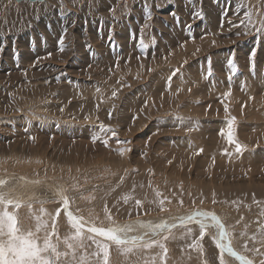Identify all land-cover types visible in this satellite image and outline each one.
Segmentation results:
<instances>
[{"label": "rangeland", "instance_id": "rangeland-1", "mask_svg": "<svg viewBox=\"0 0 264 264\" xmlns=\"http://www.w3.org/2000/svg\"><path fill=\"white\" fill-rule=\"evenodd\" d=\"M146 2L147 9L145 0H13L5 10L8 0H0V175L14 170L31 178L45 175L59 186L78 185L66 193L71 210L85 219L92 212L96 224L105 227V206L118 223L158 220L194 207L213 209L230 232L233 249L258 261L243 245L261 247L258 229L264 221V36L257 43L254 31L242 34L247 29L240 21L252 11L258 27L264 0ZM64 27L66 48L60 52L57 40ZM141 37L147 48L139 47ZM253 47L255 75L248 58ZM226 115L236 117L235 139L246 146L239 154L219 135L221 127L227 130ZM123 148L130 151H117ZM0 191L27 198L21 203L35 201L31 209L9 208L25 227H34L27 217L45 207L42 215L51 226L46 214H52L61 239L70 234L53 191L18 179L7 180ZM57 209L59 216L53 213ZM188 229L192 236L180 239ZM171 231L177 238L164 241L165 264H219L213 228L205 229L202 254L186 248L199 238L198 224ZM158 252L145 250L144 257ZM223 257L226 264H236ZM110 260L126 264L115 246H110Z\"/></svg>", "mask_w": 264, "mask_h": 264}, {"label": "snow or ice", "instance_id": "snow-or-ice-1", "mask_svg": "<svg viewBox=\"0 0 264 264\" xmlns=\"http://www.w3.org/2000/svg\"><path fill=\"white\" fill-rule=\"evenodd\" d=\"M40 0H33V3H39ZM13 0H8V4L5 6V10L12 6ZM156 8H160L161 5L155 4ZM144 7L147 9L150 6L145 0ZM254 12L248 11L245 13V18L240 21V24L247 29L244 35H252L253 31L256 33L257 43H259V37L264 36V19L257 21L259 26L253 23ZM195 16H201L200 12H196ZM260 16L264 17V12L260 13ZM148 20L152 19L149 13H146ZM231 25V21H229ZM235 27L236 25H232ZM67 33V27L62 29L61 35L57 40L58 51L64 52L66 45L64 42V36ZM109 41L112 40L111 33L108 37ZM214 43V42H213ZM89 47V45H86ZM139 47L141 49L147 48L148 45L144 43L143 38L139 40ZM49 56L51 53L48 54ZM257 55V48L253 47L248 54L250 70L255 75V57ZM234 57V54H233ZM209 61L208 75L212 76V69ZM228 67L231 69V73L237 72V66L234 63V58H230L227 62ZM179 70H174L172 76H176ZM231 75L229 80H231ZM172 77H169V82ZM99 91V89H97ZM191 91V89H189ZM226 97L230 96L231 93L227 92L224 94ZM112 96L116 97L117 92L113 91ZM251 98V97H250ZM113 107H115L113 105ZM63 109H61L62 111ZM224 111L227 114L229 108L227 104L224 105ZM109 118H112V112L108 113ZM135 120V117L133 118ZM178 120L183 119L177 117ZM226 131L223 127L219 130V135L226 138L228 144L235 145V151L237 154L241 153L245 145L239 143L234 136V125L236 124V117H225ZM101 127H104L101 125ZM191 130V129H189ZM111 132L113 136L116 135L114 129H106ZM34 139V137L32 138ZM94 141L98 139L93 137ZM118 143L128 144L129 141H117ZM105 146L108 145V140L103 141ZM121 154L130 151L129 148L117 149ZM200 149L199 152H202ZM196 153V154H199ZM225 155H229L227 149L224 150ZM123 179V178H121ZM6 181L0 180V186L4 185ZM34 183L42 184V181H34ZM78 185L69 186H56L53 190L55 194L60 198L63 205V211L66 213L67 221L70 225V234H65L63 239L58 235L59 227L56 224V220L52 217L51 213L47 215L52 219L51 226L44 219L46 212L45 208L39 209L40 214H32L27 219L29 221L34 220V227L30 224L28 227L22 225L18 220V213L16 211H9V208L20 209L22 203L19 198L11 197L9 193L0 191V264H112L110 260V246H115L117 254H122L125 257L126 264H165L168 254V248L165 246L164 241L169 238L176 239L175 233L171 229L177 228L176 221L179 220L181 226L195 221L199 225V238L193 239L191 243L186 245L188 249H195L198 253H203L204 248L201 243L205 229L209 228L208 221H211L218 235L216 236L215 247L219 249L220 258L219 264H226L223 257L224 253L229 256L236 258L240 264H264V221L261 222L258 229L259 237L258 243L261 247H249L247 243L243 245L244 251L252 253L258 259L253 260L247 258L245 255L238 254L237 251L233 250L231 243L230 232L226 230V226L222 223L221 218L214 212L204 211L202 209L194 210L190 213L182 216H169L167 219H162L160 222L145 221L137 217L135 220H131L125 223H118L114 220L111 215L110 209L105 206V219L108 221V225L97 226L96 217L93 216L92 212H89L88 219H85L83 215H74L69 210L70 198L66 193L77 188ZM156 196L159 197L160 193L157 192ZM90 199H94L91 197ZM129 198L124 197V202L128 203ZM50 201H38L41 205ZM155 203V201H151ZM183 204V201L180 202ZM203 203V201H201ZM213 203H216L213 200ZM164 201H159L160 211H165ZM135 206L140 207L141 201L137 199ZM27 207L31 209L32 204L29 202ZM119 210V209H117ZM79 211V209H77ZM60 210L57 209L56 215L59 216ZM260 215L264 217V211L260 212ZM103 222H101L102 225ZM86 228V231H85ZM51 229V230H50ZM167 232V234H165ZM241 235H246L242 233ZM56 237L55 242L53 237ZM192 236V230L188 229L182 234L180 239H188ZM147 237V239H145ZM253 241H257V236L251 237ZM61 245L63 247H61ZM159 248L160 253L155 256L148 258L144 257L145 250L152 248ZM135 257V259H131ZM199 259V257H197ZM191 259V256L188 257ZM203 264H215V261H203Z\"/></svg>", "mask_w": 264, "mask_h": 264}, {"label": "bare ground", "instance_id": "bare-ground-1", "mask_svg": "<svg viewBox=\"0 0 264 264\" xmlns=\"http://www.w3.org/2000/svg\"><path fill=\"white\" fill-rule=\"evenodd\" d=\"M258 135V137L259 138H261V136L262 135H259V134H257ZM262 139V138H261ZM2 175H0V179L1 178H5L4 179V181H7V180H9V179H17L13 174H17V175H19V176H22V179L24 180V178H30V179H46V180H49V181H51V182H53L52 184H50L52 187H56V185L54 184V183H56V184H58L57 182L58 181H56L55 179L53 180L52 178L50 179V178H48V177H45V175H44V177H27V176H25L23 173H20V172H17V171H11V170H8V171H6V172H4V173H1ZM33 175V174H32ZM46 176H48V175H46ZM19 180V179H18ZM20 182H22V184H24V185H28L27 183H24L21 179L19 180ZM60 184V183H59ZM58 184V185H59ZM29 186V185H28ZM45 188V190H46V192H50L51 190H50V188H47V187H44ZM25 189V188H24ZM52 192V191H51ZM47 194V193H46ZM52 194H53V192H52ZM55 195V194H54ZM53 195V196H54ZM43 196V195H42ZM56 196V195H55ZM36 197V196H35ZM57 197V196H56ZM56 197H55V199H56ZM24 198V200H21V201H26L27 200V198H25V197H23ZM37 198V197H36ZM39 198V197H38ZM37 198V199H38ZM42 198V197H41ZM53 198V197H52ZM30 199V198H29ZM35 199V198H34ZM54 199V198H53ZM54 199V200H55ZM43 200V199H42ZM58 199H56V201H57ZM33 202H35L34 200H32ZM31 201V202H32ZM30 202V201H29ZM37 202V201H36ZM25 203H27V202H25ZM24 202H22V206L24 205H27V204H25ZM57 203H58V201H57ZM34 204V203H33ZM55 204V203H54ZM60 204H61V202H60ZM51 205V204H50ZM57 205V204H56ZM62 205V204H61ZM37 206V205H36ZM35 207V206H34ZM39 207V206H38ZM45 208V207H44ZM12 209V208H11ZM10 209V210H11ZM20 209H22V208H20ZM51 209V208H50ZM56 209V208H55ZM62 209H63V207H62ZM198 209H202V210H204V211H210V212H214V213H216V211L215 210H213V209H207V208H203V207H194V208H191L189 211L188 210H186V212L187 213H190V212H192V211H194V210H198ZM47 210V209H46ZM69 210L70 211H72L73 212V214L74 215H77L73 210H71V208H70V206H69ZM21 211V210H20ZM49 211V210H48ZM22 212V211H21ZM186 212H181V213H185V214H187ZM46 213V212H45ZM53 213H56V212H53ZM63 213H65L64 211H63ZM170 214H172V215H175V216H179V214L178 213H168V214H165V215H163V216H161V217H159L160 219L159 220H161V219H166L167 218V216L168 215H170ZM217 215H218V217H220V215L218 214V213H216ZM31 215V214H30ZM47 215V214H46ZM65 215H66V213H65ZM180 215H184V214H180ZM147 217H145L144 219H142V220H145V221H155V219L154 220H148V219H146ZM221 218V217H220ZM141 219V218H140ZM153 219V218H152ZM157 219V218H156ZM131 220H135V219H133V218H129V219H123L121 222H119V223H123V222H128V221H131ZM61 221V220H60ZM63 221H65V220H63ZM222 221V220H221ZM67 222V221H66ZM191 223H196L195 221H193V222H191ZM222 223H224L223 221H222ZM176 224L177 225H180V224H178L177 222H176ZM197 224V223H196ZM97 226H102V225H97ZM105 226V225H104ZM70 227V226H69ZM210 228H213L214 229V238H215V241H216V232H215V228L214 227H212V226H209ZM147 238V237H146ZM159 249V248H158ZM156 250V249H155ZM234 251H235V249H233ZM159 253V252H158ZM226 256H228L230 259H228L230 262L232 261L233 263L235 262L236 264H237V259L236 258H234V257H231V256H229L227 253H224ZM239 254V253H238Z\"/></svg>", "mask_w": 264, "mask_h": 264}, {"label": "water", "instance_id": "water-1", "mask_svg": "<svg viewBox=\"0 0 264 264\" xmlns=\"http://www.w3.org/2000/svg\"><path fill=\"white\" fill-rule=\"evenodd\" d=\"M20 1H30V2H33V0H16V2H20ZM42 1H44V0H40V2H42ZM17 179H21L24 183H27L28 185L30 184V185H37V186H41V187H47V188H50V189H54V187H52L50 184H52L53 182H51V181H49V180H46V179H30V178H24V180L22 179V176H19V175H17V174H13ZM5 178H1L0 180H4ZM37 180H39V181H42L43 183L42 184H37V183H34V181H37ZM56 186H59L58 184H56V183H54ZM53 185V184H52ZM51 191H53V190H51ZM53 193L55 194V192L53 191ZM56 195V194H55ZM57 196V195H56ZM57 199L60 201V198L57 196ZM61 202V201H60ZM61 204H62V202H61ZM62 207H63V205H62ZM169 216H175V215H172V214H170V215H168L167 216V218L169 217ZM179 216H182V215H179ZM166 218V219H167ZM162 220V219H161ZM161 220H155L154 222H160ZM178 224H180L179 223V220H177L176 221ZM123 223H125V222H123ZM209 225L211 226V222L209 223ZM213 227V226H212ZM85 231H86V228H85ZM215 232H216V234L218 235V232H217V230L215 229ZM216 235V236H217ZM237 264H240V262L239 261H237Z\"/></svg>", "mask_w": 264, "mask_h": 264}]
</instances>
